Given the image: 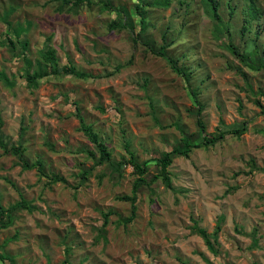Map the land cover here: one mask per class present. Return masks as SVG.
<instances>
[{
	"label": "rangeland",
	"instance_id": "rangeland-1",
	"mask_svg": "<svg viewBox=\"0 0 264 264\" xmlns=\"http://www.w3.org/2000/svg\"><path fill=\"white\" fill-rule=\"evenodd\" d=\"M90 1L0 0L3 135L62 179L23 168L0 147L1 203L23 198L31 207L0 229V252L14 264H264V68L256 59L264 60V0H218L229 33L215 32L203 0H110V8ZM119 15L126 26L111 28ZM163 35L188 82L149 50L146 43L159 46ZM48 36L60 67L73 64L86 77L49 75L27 85L19 40L28 42L32 72ZM229 43L248 52L250 64ZM191 90L205 133L242 123L245 129L174 157L171 189L152 176L156 158L182 131L197 132ZM79 116L107 144L110 163L86 152L94 146ZM125 144L148 163L149 185L139 189L131 221V203L118 196L131 194L136 174L129 163L114 170L128 158ZM217 225L213 252L195 228L212 233Z\"/></svg>",
	"mask_w": 264,
	"mask_h": 264
},
{
	"label": "trees",
	"instance_id": "trees-1",
	"mask_svg": "<svg viewBox=\"0 0 264 264\" xmlns=\"http://www.w3.org/2000/svg\"><path fill=\"white\" fill-rule=\"evenodd\" d=\"M63 3H68L73 6H78L85 2L86 0H61ZM103 7H108L110 8L111 3L110 0H100L99 1ZM207 13L210 15L212 20L215 22V32L221 31V27L226 33H229V27L225 24H223V21L221 19V16L218 12L219 9V2L218 0H203ZM88 4L91 3L90 0L87 2ZM169 3V0H163L159 1L156 0L153 4L154 5H162V6H167ZM136 10H140V7L137 6ZM120 16V15H119ZM141 22V29H144V18L142 17L140 19ZM116 23V24H115ZM127 24V21L125 18L123 19L120 16V19L118 22H113L110 27H125ZM23 32L22 28L21 31L20 29H17L15 31L16 36H21V33ZM50 36H48L45 40L44 46L39 50V57L35 61V69L34 71L30 72L29 67H30V61L27 59L26 53H27V40L22 39L21 41L19 40V43L21 45V51L20 54L24 58L26 62V69H25V74L23 78L25 79L27 85L31 87H35L38 85L39 81L49 75H58V74H71L76 77H86L87 74L84 71L78 70L75 68L73 64H68L63 67H60L58 58L56 55V50L54 47H52L49 44ZM163 43L159 46H155L153 43H146L149 50L159 56L164 57L173 70H175L176 73L181 74L185 80L188 82L189 81V76L190 73L181 65L178 64L177 60L168 55L167 48L171 45V41L168 42L166 41V37L163 35ZM133 41H136L135 38L132 37ZM8 43L11 44V49H14V42L11 39H8ZM227 48L229 49L230 52H232L235 56L239 57L241 61H243L245 64H250V56L249 53L246 51H240L236 45L233 43H229L227 45ZM257 63L259 67L264 68V60L261 59L260 57L256 58ZM250 66V65H249ZM121 65H117L116 68H120ZM0 78L2 80H5L6 82L8 81L7 76L5 75L4 72L0 71ZM191 94L194 97L195 103L197 105L196 107V124H197V132L196 134H187L182 131V136L180 140L170 149L167 151H163L159 157L156 158V166L158 169V172L152 176V179L155 178H160V180L164 183L165 186L168 188L173 189L172 186V181L170 177V172L168 167L173 161V158L176 156H188L192 148H198V147H207L209 145L215 144L219 139L224 138L226 134H231L235 133L237 135H240L245 127L244 124L242 123L238 127H233V128H222V129H216L212 134H207L205 133V125L200 118V112L202 110V104L200 103L198 97H197V92L194 90H191ZM256 103L259 104L260 101L256 100ZM262 112H264V105ZM79 122L80 126L79 129L87 136L89 141L93 144L94 149L93 150H88L86 151L88 155L96 160V163H110L111 159V153L108 149L107 144L100 138L99 134L93 130L92 126L90 124H87L83 117L79 116ZM2 126H3V119L0 114V147L3 149L4 152L6 153H11L19 159L20 165L25 168V169H31L35 168L40 175L42 176H50L51 181H58L62 180L60 176L56 174H51L49 175L48 172L46 171L45 163L37 159L35 161H30L26 157H24V147L21 144L18 145H8V143L5 140V136L3 135L2 132ZM125 150L128 153V158L121 159V161L117 162L114 170L116 172H120L121 167L129 163L132 165L134 173L136 174V178L133 181L132 189H131V194H123L118 196L119 199L129 201L131 203V210H130V215L126 218V221H131L134 216H135V211H136V199H137V194L138 191L141 187L143 186H148L149 181L145 179V175L148 169V163L147 161H139L137 159V156L134 151H132L129 147V144H125ZM96 153L98 154L96 158ZM88 173V171H84V174ZM83 174V176H85ZM85 178V177H84ZM26 208L30 209V204L23 198H21L19 201H16L15 203L5 207L1 203L0 199V229L7 228L11 226L14 222V217L16 215V212ZM107 213H104V222L107 220ZM220 226L217 225L215 230L212 233L207 232L205 229L201 227H196L195 231L204 239V242L206 243L207 247L215 252V247H214V242L217 240L218 236V230ZM6 260H9L11 264H14V259L13 257L8 256L4 252H0V264H3ZM65 261H63L64 263Z\"/></svg>",
	"mask_w": 264,
	"mask_h": 264
}]
</instances>
